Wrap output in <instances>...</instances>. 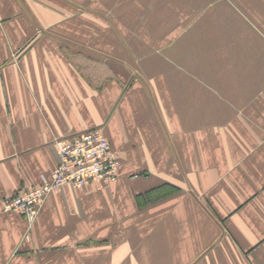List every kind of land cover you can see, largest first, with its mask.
<instances>
[{
  "label": "crops",
  "instance_id": "crops-1",
  "mask_svg": "<svg viewBox=\"0 0 264 264\" xmlns=\"http://www.w3.org/2000/svg\"><path fill=\"white\" fill-rule=\"evenodd\" d=\"M263 1L0 0V264H264ZM91 127L115 181L2 211Z\"/></svg>",
  "mask_w": 264,
  "mask_h": 264
},
{
  "label": "built area",
  "instance_id": "built-area-1",
  "mask_svg": "<svg viewBox=\"0 0 264 264\" xmlns=\"http://www.w3.org/2000/svg\"><path fill=\"white\" fill-rule=\"evenodd\" d=\"M56 147L57 164L50 178L4 198L3 212L20 214L30 222L39 214L46 197L64 185L82 187L92 182L107 184L117 179L122 163L101 127H91L59 139Z\"/></svg>",
  "mask_w": 264,
  "mask_h": 264
},
{
  "label": "rangeland",
  "instance_id": "rangeland-1",
  "mask_svg": "<svg viewBox=\"0 0 264 264\" xmlns=\"http://www.w3.org/2000/svg\"><path fill=\"white\" fill-rule=\"evenodd\" d=\"M109 2H111V1H109ZM124 2L125 1H123V3L121 2L122 4L120 3L121 5L120 6H117V8H115V11H118L117 14L116 13L115 14H111V12H110L111 10H109V13H107V9L105 11L106 12V16H109L108 17L109 20L111 22H113V23L120 22L121 23V27H122L124 21H126V20H133V15L131 13L128 15V12H127L128 7L126 6L127 4H125ZM253 2H255V0H253ZM250 3L251 2H249V4ZM123 4H124V6H123ZM262 4L264 5V1L262 3H260L259 6H262ZM107 5H108V3H107ZM259 6H255V4H254V8H252V10H251L253 12V14L247 15L248 16V19L247 20H249V21L252 20V22H255L257 19L260 20V17H261L260 12H261V10H263L262 8H264V6H262V7H259ZM237 7L239 8V6H237ZM120 12H122V13H120ZM107 14H109V15H107ZM113 15H115V16L118 15V17L120 19L119 20L118 19H113ZM124 27H125V23H124ZM119 31H120V33L125 32V30H119ZM89 33L91 34L92 33V30L89 29ZM102 33H103V36L104 37H108V36L110 37L111 36V33H113V32H112L111 29H108V28L105 27V29L102 31ZM114 33H116V32H114ZM91 49H92V47L89 46V52H91Z\"/></svg>",
  "mask_w": 264,
  "mask_h": 264
}]
</instances>
